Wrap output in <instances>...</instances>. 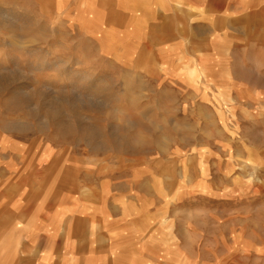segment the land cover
I'll return each instance as SVG.
<instances>
[{
	"label": "rangeland",
	"instance_id": "rangeland-1",
	"mask_svg": "<svg viewBox=\"0 0 264 264\" xmlns=\"http://www.w3.org/2000/svg\"><path fill=\"white\" fill-rule=\"evenodd\" d=\"M6 146L11 175L91 187L138 238L264 264V5L0 0Z\"/></svg>",
	"mask_w": 264,
	"mask_h": 264
},
{
	"label": "crops",
	"instance_id": "crops-1",
	"mask_svg": "<svg viewBox=\"0 0 264 264\" xmlns=\"http://www.w3.org/2000/svg\"><path fill=\"white\" fill-rule=\"evenodd\" d=\"M258 1L239 0V4L247 8L264 5V0ZM4 149L0 264H222L220 256L211 262L177 254L172 238H138V218L114 201L111 209L104 206L91 197V187L80 190L61 179L41 186L11 175L12 150ZM171 231L166 228L167 235Z\"/></svg>",
	"mask_w": 264,
	"mask_h": 264
},
{
	"label": "bare ground",
	"instance_id": "bare-ground-1",
	"mask_svg": "<svg viewBox=\"0 0 264 264\" xmlns=\"http://www.w3.org/2000/svg\"><path fill=\"white\" fill-rule=\"evenodd\" d=\"M79 109V108H78ZM63 110V109H62ZM57 111V110H56Z\"/></svg>",
	"mask_w": 264,
	"mask_h": 264
}]
</instances>
